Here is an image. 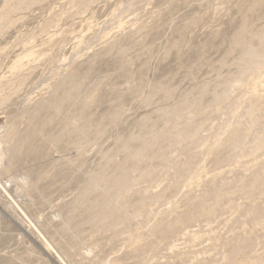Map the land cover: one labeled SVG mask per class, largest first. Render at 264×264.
<instances>
[{"label":"rangeland","instance_id":"obj_1","mask_svg":"<svg viewBox=\"0 0 264 264\" xmlns=\"http://www.w3.org/2000/svg\"><path fill=\"white\" fill-rule=\"evenodd\" d=\"M248 1L0 0V264H264V60L238 74L232 45L248 27L264 51V0ZM83 79L76 107L117 123L81 157L51 148L61 118L19 144Z\"/></svg>","mask_w":264,"mask_h":264},{"label":"bare ground","instance_id":"obj_2","mask_svg":"<svg viewBox=\"0 0 264 264\" xmlns=\"http://www.w3.org/2000/svg\"><path fill=\"white\" fill-rule=\"evenodd\" d=\"M26 0H12V5L8 6V5H5V8H8V14H10L11 12H13L15 10L16 7L19 6V4H24ZM259 0H249L247 3H246V6H247V9L249 11H253L257 5L259 4ZM82 10V9H81ZM78 11V10H77ZM83 11V10H82ZM80 11V13L82 12ZM246 20V19H245ZM261 23V22H260ZM50 25V24H49ZM245 27V26H244ZM247 27V26H246ZM246 28H244V33L243 35L239 34L238 36H234V38L232 39V45H236L237 48H239L240 50V57H239V61H238V74H241L243 73V71L246 69V68H249L252 64H255L256 62L258 61H263L264 60V51L262 54H258V53H255L252 52V51H249L246 49V46L247 44H249L252 39H253V36H250V33H251V30L250 28L247 27V29L245 30ZM242 31V30H241ZM239 33V32H238ZM60 35V34H59ZM260 43L262 44L263 48H264V36L260 37L259 39ZM168 45V44H167ZM246 45V46H245ZM235 48V47H234ZM120 50V49H119ZM118 50V54H120V51ZM30 53V52H29ZM33 53V52H32ZM37 55V54H36ZM118 62L120 61L121 62V58H117ZM228 62V61H227ZM156 65V64H155ZM191 72V71H190ZM21 73V71H20ZM208 77V76H207ZM212 77V76H211ZM218 77V76H216ZM196 78V77H195ZM186 79V78H185ZM188 79V78H187ZM217 79V78H216ZM87 79H83L82 82H78V84H76L74 86V88L72 90H69L66 89V88H60L58 90H56V96L54 97V100H51L50 102H41L40 104H38V106H36V108L34 109L33 113H32V116L34 117V119L32 120L31 122V125H30V128L29 130H27L25 133H22V134H19L17 135L18 136V142L19 144H25L26 146L29 145L30 143L34 142V140L37 138V137H43L45 136V133L47 132L46 130L49 129V127L51 126L54 118H61L60 119V124H61V129L56 133L54 134L55 137H56V140L55 142H53L51 148L55 149L56 152H62L63 150H66L67 148H74L78 151L79 153V156H83L84 154V150H85V145H87L88 143H90V138H91V135L93 133V131H98L100 135H103L106 131H107V128L112 125L113 123H117V119H118V112L120 110L116 109V110H113L111 113L99 118V119H94L88 111H89V105L90 103L93 104L94 102V99L92 98L90 100V102H86L84 103L81 107H76V104L78 102H80L81 99H83V95H82V92L85 90V82H86ZM215 83V82H214ZM222 85H224V82H222ZM163 86V85H162ZM156 87V86H154ZM164 87V86H163ZM159 89H160V86H159ZM158 89V90H159ZM166 89L165 88H162ZM208 89V88H207ZM157 90V89H156ZM169 91V90H168ZM152 92V91H151ZM204 92V91H203ZM207 92V90H206ZM205 92V93H206ZM156 92H154L155 94ZM159 92H157L158 94ZM161 93V92H160ZM67 94V99H65V95ZM166 94V93H165ZM206 94H204L203 96H205ZM158 96V95H157ZM157 96H154V97H157ZM167 95H165L164 97H166ZM63 97V99H62ZM153 98V97H152ZM69 103V104H68ZM2 104V103H1ZM179 107V106H178ZM176 109V107H175ZM175 109H170L171 111L173 110V112H175L176 110ZM258 111V108L256 106H254L251 111L249 112L251 115H253L254 113H256ZM144 118V117H143ZM145 123V122H144ZM146 125V124H145ZM144 125V126H145ZM148 126V125H147ZM143 127V126H142ZM144 128V127H143ZM146 128V127H145ZM155 128V127H154ZM153 129V128H152ZM81 130V131H80ZM162 130V129H161ZM80 131V132H79ZM75 132H77V134H75ZM79 132V133H78ZM152 132V130H151ZM107 133V132H106ZM153 133V132H152ZM151 133V134H152ZM98 134V133H97ZM154 137L158 138L159 136V133L157 131L154 130ZM238 134V129L237 130H234L233 133H232V138H234L236 135ZM138 135V134H137ZM165 135V134H164ZM99 136V135H98ZM139 136V135H138ZM162 136H163V133H162ZM97 137V136H96ZM161 137V136H160ZM122 138V137H121ZM134 138V137H133ZM132 139V138H131ZM133 140V139H132ZM135 140V138H134ZM134 140L133 141H127V144L123 145L119 150H120V153L121 151L123 153H126L128 152L132 147H133V144H134ZM139 140V139H138ZM160 138L159 141L160 142ZM236 140V139H235ZM98 140H96L95 142H97ZM101 141V140H100ZM120 143L122 141V139L119 140ZM118 142V144H120ZM258 144L259 145H263L264 144V139H259L258 141ZM35 152H38L40 147H38L39 145L35 144ZM23 150L24 149H21V148H16L14 151H13V154L16 155V162H19V160L22 159V156H23ZM132 150V149H131ZM84 151V152H83ZM143 153V152H142ZM145 154V153H143ZM112 155H113V152H110L108 154H106V158H105V161L108 163L111 159L114 161V157L112 158ZM125 154H123L124 156ZM131 156V154H128ZM140 156H142L140 154ZM126 158H129V157H126ZM125 158V159H126ZM131 158V157H130ZM134 158V157H133ZM132 158V159H133ZM136 159V157H135ZM149 159H152L149 158V156L145 155V156H142L141 158H138V162L139 163H143L145 164L144 162L149 160ZM126 162V160H125ZM114 163V162H113ZM124 163V162H123ZM130 163V162H129ZM128 163V164H129ZM134 163V162H133ZM147 163V162H146ZM128 164H127V167H128ZM120 165V164H118ZM126 165V164H125ZM105 166V165H104ZM108 166V164H107ZM122 166V165H121ZM139 166V165H138ZM106 167V166H105ZM107 168V167H106ZM119 168V167H117ZM120 169V168H119ZM101 170V169H100ZM124 171V170H123ZM107 172V171H106ZM130 172V170H129ZM95 174V173H94ZM96 174H99V173H96ZM113 177L111 178L112 181L115 183V186L117 184V182L120 181L121 179V174L119 173V170L116 169L113 171ZM125 174V172H124ZM123 175V174H122ZM126 175V174H125ZM110 176V175H109ZM128 176V175H126ZM95 177V176H94ZM260 178V177H259ZM125 179V178H124ZM97 180V179H96ZM127 180V179H125ZM103 181V180H102ZM105 181V180H104ZM97 182V181H96ZM95 182V183H96ZM107 182V181H106ZM109 182V181H108ZM111 182V183H113ZM126 182V181H124ZM123 182V185L125 184ZM98 183V182H97ZM96 183V184H97ZM100 183V182H99ZM98 183V184H99ZM97 184V185H98ZM106 185V184H105ZM120 185V184H119ZM122 185V186H123ZM258 185V184H256ZM90 186V185H89ZM92 186V184H91ZM90 186V188H91ZM96 186V185H95ZM94 186V187H95ZM253 186V185H252ZM87 187V186H86ZM92 187V188H94ZM118 187V186H117ZM2 188V187H1ZM110 188V187H109ZM113 188V187H112ZM7 189V188H6ZM84 189V188H83ZM119 189V188H118ZM129 189V187H128ZM252 190V189H249V191ZM96 191V190H95ZM252 192V191H251ZM85 193V192H84ZM83 193V194H84ZM93 193V192H91ZM96 193V192H95ZM7 194V193H6ZM120 194V193H119ZM124 195V194H123ZM219 195V194H218ZM86 196V195H85ZM91 196V195H90ZM122 196V195H121ZM120 196V197H121ZM224 196V195H223ZM119 197V198H120ZM118 198V197H117ZM87 199V197H86ZM85 199V200H86ZM89 199V197H88ZM121 199V198H120ZM123 199V198H122ZM118 201V200H117ZM84 202V201H82ZM97 202V201H96ZM121 202V200H120ZM111 203V202H110ZM117 203V202H116ZM16 204V203H15ZM109 204V203H108ZM107 204V205H108ZM112 205V204H110ZM109 205V206H110ZM104 206V205H103ZM113 206V205H112ZM105 208V207H104ZM115 208V207H114ZM112 209V210H115V209ZM122 208V207H121ZM142 208V207H141ZM83 209V208H82ZM137 209V208H136ZM20 210V209H19ZM118 210V209H117ZM121 210V209H120ZM124 210V209H123ZM139 210V209H138ZM126 211V210H125ZM141 211V209H140ZM80 212V211H79ZM86 212V211H85ZM103 212V211H102ZM108 212V211H107ZM127 212V211H126ZM22 213V212H21ZM122 213V212H121ZM81 214V213H80ZM79 214V215H80ZM83 214H86V213H83ZM108 214V213H107ZM87 215V214H86ZM106 215V214H105ZM104 215V216H105ZM117 215H120V214H117ZM25 216V215H24ZM103 216V217H104ZM121 217V216H120ZM105 218V217H104ZM104 218L102 219V221L104 220ZM107 218V217H106ZM96 219V218H95ZM99 219V218H98ZM96 219V220H98ZM118 219V218H117ZM121 219V218H120ZM108 220V219H107ZM116 220V218H115ZM124 220V218H123ZM105 221V220H104ZM97 222V221H95ZM100 220H98V225L101 223H99ZM124 222V221H123ZM75 223V222H74ZM118 223V222H117ZM105 224V223H104ZM119 224V223H118ZM74 225V224H73ZM100 225H103L100 224ZM179 225V224H178ZM34 227V226H33ZM36 227V226H35ZM71 227V226H70ZM98 227V226H96ZM102 227V226H101ZM116 227V226H115ZM39 233V232H38ZM115 234V233H114ZM97 235V234H96ZM43 238V237H42ZM44 239V238H43ZM45 241V239H44ZM81 242V241H80ZM45 243H48V241ZM79 243V242H78ZM110 243V242H109ZM49 245V244H47ZM51 245V244H50ZM52 247V245H51ZM50 247V248H51ZM53 248H51L52 250ZM50 250V249H49ZM54 250V249H53ZM55 253V251H54ZM57 254V252H56ZM59 256V255H58ZM60 259V257H58ZM62 261V260H61ZM63 263V262H62Z\"/></svg>","mask_w":264,"mask_h":264}]
</instances>
